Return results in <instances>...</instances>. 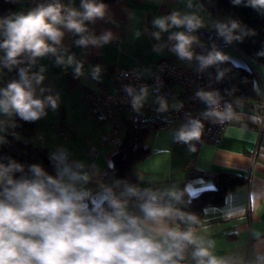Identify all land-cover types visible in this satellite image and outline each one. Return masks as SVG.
<instances>
[{
    "label": "crops",
    "instance_id": "0c3cea01",
    "mask_svg": "<svg viewBox=\"0 0 264 264\" xmlns=\"http://www.w3.org/2000/svg\"><path fill=\"white\" fill-rule=\"evenodd\" d=\"M28 1L18 0L12 13L26 14ZM59 2L65 7L83 10L82 0ZM98 2L107 5L106 16L94 22L86 21L88 32L85 35L99 38L111 32L113 39L109 43L78 46L76 41L81 36L62 28L64 36L61 43L54 45L56 54L37 58L34 63L28 57L30 79L34 74L44 77L39 85L32 81L36 98L59 96L57 108L46 107V115L36 120V136L31 142L47 149L57 169L68 166L79 172L78 187L94 205L104 203L106 198L95 181L111 168L115 147L102 143L106 125L92 112L88 91L95 87V83H101L106 85L109 93L116 92L111 76L113 67L132 69L135 59L143 65L140 70L143 80L148 79L149 71L161 59L171 60L183 68L190 66L181 58H173L168 51L169 36L181 32L182 27H170L168 32H160L154 27L155 19L178 12L181 16H197L202 22L199 29L212 31L216 26L215 0ZM219 16L226 21L225 16ZM156 32H160L159 40L154 35ZM2 40L0 35V42ZM219 52L237 65L250 67L257 101L232 104L233 117L223 120L226 126L220 143L214 146L204 142L195 151L175 144L180 125L177 119L170 118L159 127L146 126L144 148L147 154L136 164L139 172L136 188L160 192L174 189L181 196L190 197L212 190L214 173H233L241 177L244 184L231 190L221 205L205 207L197 223L177 220L172 226L179 225L184 229L193 225L203 246L207 247L208 242H212L209 251L226 264H250L256 259H264V66L246 58L233 47ZM4 56L5 52L0 50V75ZM61 56L64 64L57 63ZM69 56L74 58L72 65L67 64ZM77 63L82 65L79 76L74 71ZM96 67L100 68V73L94 78ZM165 103L168 107L172 101ZM13 115L0 113V143ZM87 139L102 148V153L94 160L86 154ZM204 174L212 176L204 177ZM139 202L128 204L131 213L135 209V215H141Z\"/></svg>",
    "mask_w": 264,
    "mask_h": 264
},
{
    "label": "clouds",
    "instance_id": "9594fccd",
    "mask_svg": "<svg viewBox=\"0 0 264 264\" xmlns=\"http://www.w3.org/2000/svg\"><path fill=\"white\" fill-rule=\"evenodd\" d=\"M241 2L233 0L235 5ZM246 6L264 9V0H248ZM81 8L83 10L78 11L54 0L37 5L26 14L12 13L0 18V35L3 37L0 50L5 52L4 66L10 69L22 63L18 58L25 54L33 63L37 58L56 54L54 45L61 43L62 28L81 36L76 41L78 46L109 43L113 39L111 32L99 38L85 35L88 32L85 22L104 19L107 5L98 0H82ZM153 23L160 32H168L170 27H186L187 32L192 33L202 27L197 16H181L178 12L157 18ZM216 27L226 43L241 40V36L233 35L240 28L238 22L232 21L231 27L226 24H217ZM160 32L154 33L157 40ZM169 39L175 41L172 51L181 59H193L191 46L196 42L195 36L175 32ZM258 55L264 56V52ZM196 59L204 69L222 62L225 57L213 50ZM73 62L74 58L69 56L67 64ZM57 63L64 64V58L58 57ZM81 69L82 65L77 63L74 69L77 76L82 74ZM99 73L100 68L96 67L93 77ZM19 76V81L0 89V113L15 114L24 121H36L46 115V107L57 108L59 96L36 98L32 81L39 85L43 75L34 74L30 79L27 69L22 68ZM127 91L132 94V89ZM144 95L146 89L133 97V107L141 104ZM197 96L209 106L218 107V93L201 91ZM160 105L162 111L167 107L163 100ZM205 115L223 121L231 119L233 112L229 105L224 112L213 108ZM202 127L199 120H192L179 130L176 140L184 143L199 140ZM23 171V167L14 161L8 166L0 164V264H179L188 245H196L193 255L198 258L197 264H226L209 251L212 242L203 246L194 229L189 227L181 231L178 225L172 226L177 220L197 223L194 215L183 213L176 207L182 197L174 189L160 192L126 186L117 195L109 187L105 190L104 203L96 208L91 198L78 187L80 173L70 167L58 169L53 177L40 165H31L30 177L13 178L14 173ZM130 197L140 201L141 215L129 211Z\"/></svg>",
    "mask_w": 264,
    "mask_h": 264
},
{
    "label": "built area",
    "instance_id": "2783aa9c",
    "mask_svg": "<svg viewBox=\"0 0 264 264\" xmlns=\"http://www.w3.org/2000/svg\"><path fill=\"white\" fill-rule=\"evenodd\" d=\"M52 2L54 0H29L25 12L31 11L39 4ZM213 11L216 25H227V22L218 15L215 2ZM181 32L196 37V42L191 46L193 59H183L190 65L188 68L177 66L171 60L161 59L155 64L154 69L149 71L148 79L143 80L140 74L143 65L138 59H135L132 69L113 67L111 76L116 86V92L109 93L106 85L101 83H95V87L88 91L87 98L92 112L106 125V131L102 136L103 144H111L113 147L121 145L122 138L125 136L121 117H124L134 129L135 139L142 128L146 126L159 127L172 118L179 121V130L192 120H199L203 125L199 140L184 143L177 141L175 138L177 146L195 151L204 142L214 146L220 143L226 123L217 120L214 116H206L205 113L213 108L223 111L226 110L227 106L232 105L219 92L225 82V73L219 70L216 64L201 69L200 62L196 57L207 56L213 50L220 51L228 47L236 49V47L233 41L231 43L225 42V38L219 35L216 26L212 31L197 29L192 33H188L186 27H182ZM174 44L175 41L169 39L168 51L173 58H180L172 51ZM129 88L132 89L131 95L127 91ZM144 89H146V95H144L141 104L138 107H133V97L141 95ZM201 91L218 93V107L209 106L201 100L197 96V93ZM161 100L164 102L176 101L177 103L174 107L162 111L159 105ZM101 153V146L93 144L88 139L86 140V154L89 158L94 160ZM95 184L100 186L104 193L109 187L117 195L125 189L107 172L101 175L95 181ZM138 202L139 200L135 197L128 198V204H136ZM189 227L194 229L193 225H188L184 229L179 226L181 231H186ZM195 249L196 245H188L184 251V259L179 261V264H197L198 258L193 255ZM250 264H264V259H256Z\"/></svg>",
    "mask_w": 264,
    "mask_h": 264
},
{
    "label": "trees",
    "instance_id": "16d2710c",
    "mask_svg": "<svg viewBox=\"0 0 264 264\" xmlns=\"http://www.w3.org/2000/svg\"><path fill=\"white\" fill-rule=\"evenodd\" d=\"M17 1L0 0V18L12 14ZM102 1L111 3L115 0ZM247 3L248 0H242L239 5H235L233 0H215V8L218 15L225 16L229 27H231L232 21L239 23L240 28L233 32L234 36H241V40H233L236 49L246 58L264 66V56L258 55V53L264 52V9H254L246 6ZM18 59L23 62L10 69L4 66L3 60L0 89L6 88L13 81H19L20 69L28 71V56L25 54ZM216 67L225 73L224 85L219 89L222 97L227 98L231 104L257 101L253 90L254 74L249 66H240L225 58L222 62L216 63ZM121 122L125 136L122 138L121 145L115 147L112 166L107 170V173L114 177L122 187H136L139 179L136 164L147 154L144 142L148 128H142L135 139V131L124 117H121ZM35 136L36 121H24L15 114L13 120L4 129L0 143V164L8 166L11 161H14L24 169L23 172L14 173V179H20L22 176L30 177L29 167L31 165H40L53 177L57 175V164L47 149L31 142ZM213 183L212 190L190 197L182 195V199L177 205L179 210L194 215L198 221L205 207L221 205L231 190L244 184V179L233 173L217 172L213 174ZM102 204L93 205L100 208ZM132 214H135V209Z\"/></svg>",
    "mask_w": 264,
    "mask_h": 264
},
{
    "label": "rangeland",
    "instance_id": "374dc122",
    "mask_svg": "<svg viewBox=\"0 0 264 264\" xmlns=\"http://www.w3.org/2000/svg\"><path fill=\"white\" fill-rule=\"evenodd\" d=\"M224 17V16H223ZM222 20H224V18L222 19ZM226 49V48H225ZM224 50V49H223ZM176 101H172V103L171 104H169L168 105V107L167 108H170V107H173L174 105H176ZM161 106V105H160Z\"/></svg>",
    "mask_w": 264,
    "mask_h": 264
},
{
    "label": "water",
    "instance_id": "95a60500",
    "mask_svg": "<svg viewBox=\"0 0 264 264\" xmlns=\"http://www.w3.org/2000/svg\"><path fill=\"white\" fill-rule=\"evenodd\" d=\"M209 176H212V175H209V174H204V177H209Z\"/></svg>",
    "mask_w": 264,
    "mask_h": 264
}]
</instances>
